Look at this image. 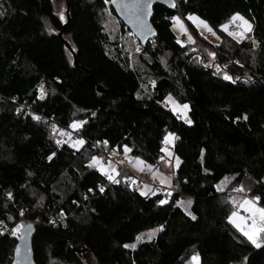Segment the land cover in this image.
Segmentation results:
<instances>
[{
    "label": "trees",
    "instance_id": "obj_1",
    "mask_svg": "<svg viewBox=\"0 0 264 264\" xmlns=\"http://www.w3.org/2000/svg\"><path fill=\"white\" fill-rule=\"evenodd\" d=\"M175 3L154 6L158 36L135 62L123 42L131 31L110 4L125 31L113 39L101 24L104 0H0V264H12L19 234L11 230L21 222L36 224L37 264H85L89 257L95 264H185L192 254L201 264H264V247H253L228 222L234 208L226 194L240 188L264 199V0ZM235 13L253 29L239 43L220 28ZM191 14L217 30L220 43L190 25L197 47L177 43L170 18ZM149 79L156 81L150 95L139 96ZM168 97L189 104L190 125L162 104ZM76 120L87 121L84 146L58 145L52 125ZM169 132L180 165L163 205L162 195L143 196L88 166L101 147L125 145L155 165ZM224 178L229 186L221 191ZM189 199L195 220L176 203ZM158 227L154 239L124 247Z\"/></svg>",
    "mask_w": 264,
    "mask_h": 264
},
{
    "label": "snow or ice",
    "instance_id": "obj_2",
    "mask_svg": "<svg viewBox=\"0 0 264 264\" xmlns=\"http://www.w3.org/2000/svg\"><path fill=\"white\" fill-rule=\"evenodd\" d=\"M106 4L112 3L115 4L118 8H120L122 11L125 12V15L128 16V18L133 22L135 26H137L141 34H144V31L147 30L148 33L152 32V29L148 26L145 17L151 15V8H152V0H131V2H126V0H104ZM169 5L173 8L176 7L175 0H168ZM60 19H64L63 13L60 14ZM188 20L192 21L198 28H202L206 30L208 33H211L213 36L216 35L213 28L209 26V24L205 21L200 19L199 17L195 15H189L187 17ZM171 20L174 22L173 26L178 28V30L187 36V39L189 42H193V37L188 33V29L185 27L184 23L182 22L181 18L179 16H172ZM229 24L235 25L236 31H230L229 30ZM229 24H223L220 26L221 30L226 32L230 37H232L233 40L237 41L239 43L240 41H243L244 39H248L249 34L252 32V24L249 21V19H246L243 15L240 13H235L231 16ZM218 38V37H217ZM177 43H181L180 40H177ZM253 46L255 47V41H253ZM136 51L139 52V47L136 48ZM209 56H212L215 58L216 54L209 52ZM206 67H209L211 65H205ZM217 69L219 70V65H217ZM225 80L232 81L233 77L228 75L226 72L224 73ZM153 85L155 84V81H152ZM40 96L39 99H44L45 90L44 85L41 84L39 87ZM169 101L172 102L173 109L176 111L178 115H180L182 118L185 119V122L187 124H191L192 120L187 118V111L189 109L188 104H178L175 101L172 100L171 97L168 98ZM20 109H17V112H19ZM93 116H95V113H92ZM33 120L39 121L41 117L38 115H32ZM237 120L243 119L247 120V115H244L243 117H237ZM87 121H74L71 127L73 129L79 130L83 127L84 124H86ZM53 130L56 131V126L53 125ZM60 135L64 136L67 135L69 138H71V134L60 132ZM177 137L175 136V133L169 132L164 136L163 143L167 145L173 144L174 140ZM56 143L59 145L61 141L57 140ZM85 143L83 139H77L71 143V147L73 148H79ZM99 143V142H98ZM105 145L107 144V141L103 142ZM125 153L129 152L130 149L127 147V145L124 146ZM162 152H165L166 155L169 157V159L172 158L173 154L168 150L167 147L161 148ZM55 155V153H52L48 159L51 160L52 157ZM137 162L141 165H143L144 161L139 160V158H136ZM161 159H164L161 157ZM176 160V167H179L180 165V158L175 157ZM103 157L100 156H92L89 161V167L95 168L96 170L100 171L102 175H104L110 182L112 183H119V181L116 179V176L119 175V172H117L116 168L109 163L107 166H105L104 163H102ZM126 179H130V177H126ZM161 184L171 186L170 179L167 177H160ZM135 183V181H133ZM145 190H141L140 194L143 196H147L149 191H152V189L148 188V186H145ZM104 187L100 186L99 191L101 193L104 192ZM89 191H92V189H89ZM240 191H243V189H240ZM155 194V193H153ZM8 197L11 198L12 194L9 192L7 193ZM168 195H171L168 193ZM167 202L166 199H159L158 203L163 205ZM178 205L181 207H184L186 213L191 216L193 220L196 219L195 215H193L190 211H188V206L191 205L192 201L189 199L186 203L184 201H176ZM239 209H242L245 215H242L240 211H232L231 214L227 217L228 222L233 226V228L239 233L241 237L244 238L248 243H250L253 247L260 249L264 247V199H262L260 196H253L251 199L245 198L239 205ZM23 214V213H21ZM9 219H12V217H9ZM2 223V222H0ZM30 228V226H28ZM162 227V226H161ZM24 228V225L17 224L15 228L11 230V235L17 236L18 233H21V230ZM157 230H153L152 233L149 234V239H151L152 235H155V232ZM3 233L0 232V235ZM18 238H23V236H19ZM141 239L140 236L136 237V240L139 241ZM125 248H135V244H125ZM20 249L17 248V254L19 255ZM193 264H199V256L193 255L192 256ZM244 261H247V257H244Z\"/></svg>",
    "mask_w": 264,
    "mask_h": 264
},
{
    "label": "rangeland",
    "instance_id": "obj_3",
    "mask_svg": "<svg viewBox=\"0 0 264 264\" xmlns=\"http://www.w3.org/2000/svg\"><path fill=\"white\" fill-rule=\"evenodd\" d=\"M109 4L110 3L106 4V7H103L100 10L99 15H100V19H101V24L103 25L104 29L109 33V35L113 39H116L117 36L120 33H124L125 30L122 29L120 22L111 12ZM65 10H66L65 4L59 3L57 6V12L59 15L61 13H63L64 19H65ZM191 15H195V14H191ZM195 16H197V15H195ZM179 17L181 18L185 27L188 29V33L190 35H192L193 42H189L187 39V36L182 34L178 30V28L173 26L174 22L172 23V30L175 33V35L177 36V39L181 41V44L187 45L190 47V51H193L194 47H197V46L194 45V42L196 41V39H195V36L190 31L189 25L192 26L195 29V31L198 33L199 37L203 38L205 41L212 43V44L220 43L221 38H220L219 34L217 33V30H215L206 20L205 21L209 24V26H211L213 28L214 32L216 33L215 36H213L211 33H208L206 30H204L202 28H198L192 21L188 20L187 17L186 18H182L181 16H179ZM197 17H199V16H197ZM200 19H202V18H200ZM202 20H204V19H202ZM229 30L232 31V29L230 27H229ZM249 37H251L250 34H249ZM123 42L125 43V48L128 51V54L130 55V57L133 59V61H135V62L139 61L140 58H138V57L143 52L142 51L143 47L139 43V41L135 38V36L131 32H127L123 38ZM137 47H139V49H140L139 52L136 51ZM201 50H203V49H201ZM203 51H205V53L207 54L206 50H203ZM212 53H214V52H212ZM213 59H215V58H213ZM213 59H211L209 63H212ZM164 63H166V61H164ZM216 66H217V64H216ZM152 81H155V80L149 79L146 82V84H142V88H141V91L139 92V96H144V94L150 95L151 88H153V86L155 85V84L153 85ZM44 90H45V86H44ZM168 98L162 104L164 106L168 107L170 111H173L176 113V111L173 109L172 102L169 101ZM172 100L175 101L176 103H178L173 98H172ZM178 104H180V103H178ZM185 104H188V103H185ZM189 109H190V106H189ZM189 109L187 111V118H188ZM76 121H82V120H76ZM83 121H86V120H83ZM53 125L56 126V131L53 130ZM53 125L51 127L52 128V136L56 141L57 140L61 141V143L59 145L68 144L71 146V143L73 141H75L77 139H83L80 135L81 128L79 130H76V129H73L71 127V125L69 127H60L57 124H53ZM60 132H65V133L71 134V138H69V136H67V135H64V136L60 135ZM175 143H176V139L174 140L173 144H171V145L166 146L163 143V148L167 147L168 150L173 154V156L171 159H169V157L166 155V153L163 152L162 157L164 159H161L155 165L148 164L141 158H139V160L144 161V163H143V165L139 164L137 162V159H136L137 157L132 156L130 151L125 153L124 147L122 149H120L118 147L110 148L108 146L101 147L98 150L97 154H95V156L103 157L102 163H104L105 166H107L109 163H111L116 168L117 172H119V175L116 176V179L118 181L124 180V181L128 182V184L131 187H134V188L136 187L139 192L141 190L147 191V189H145V186L147 185L148 188L152 189V191H149L147 195H150V196L162 195L164 199H169V197H171L172 193L175 190L174 184H173L174 176H175V169L177 168L175 166V164H176L175 157H177L175 155V152H174ZM84 144L82 146H80L79 148H75V149H77V150L81 149L84 146ZM88 165H89V163H88ZM161 176L169 178L170 182H171V186L161 184V182H160ZM126 177H130V179H126ZM133 181H135V183H133ZM228 186H229V184H228L227 178H224L223 180L220 181V183L217 184V188L220 189L221 191L222 190L224 191L226 188H228ZM153 193H155V194H153ZM168 193H170L171 195H168ZM247 193H248L247 189L240 191V188H230L226 192L227 197L230 199V202L233 203L234 211H240V213L242 215H245V213H243L242 209L238 208V205L245 198L251 199L254 196V195H250ZM181 201H184L186 203L188 200H181ZM182 208L184 209V207H182ZM188 211H190V206H188ZM18 224L25 225L26 223L21 222ZM153 230H157V231L155 232V235H152L151 239H149V234L152 233ZM159 232H160L159 227L153 228L150 230H146V231H144L138 235L141 237V239L139 241L135 240L133 243H130V244H135L137 246L141 242L152 240L158 235ZM193 255H196V254H192L190 256V258L186 261L185 264H193V261H192ZM84 263L85 264H95V261L92 257H89L88 259H86L84 261ZM199 264H201L200 259H199Z\"/></svg>",
    "mask_w": 264,
    "mask_h": 264
},
{
    "label": "water",
    "instance_id": "obj_4",
    "mask_svg": "<svg viewBox=\"0 0 264 264\" xmlns=\"http://www.w3.org/2000/svg\"><path fill=\"white\" fill-rule=\"evenodd\" d=\"M126 2H131V0H126ZM163 5L166 7H171L169 5L168 0H152V8H151V15L146 16L145 20L148 26L152 29L151 33H148L147 30L144 31V34H141L140 29L133 24V22L125 15V12L118 8L115 4L110 3V5L115 10L118 18L120 21L126 25V27L131 31V33L135 36V38L139 41V43L145 47L150 41L154 40L158 36V32L155 29L154 25L152 24V16L154 14V6L155 5ZM67 13L69 11V3L67 2ZM62 33L59 34L61 38ZM65 45L73 54L74 62L77 63L76 54L70 47L68 43L65 42ZM99 91H103L102 88H98ZM30 226V228L28 227ZM36 232V224L35 223H28L24 225V228L19 233V236H23V238H18L17 245L14 250V256L12 260V264H37L34 258V251H33V237ZM18 236V237H19ZM17 248L20 249L19 255L17 254Z\"/></svg>",
    "mask_w": 264,
    "mask_h": 264
},
{
    "label": "built area",
    "instance_id": "obj_5",
    "mask_svg": "<svg viewBox=\"0 0 264 264\" xmlns=\"http://www.w3.org/2000/svg\"><path fill=\"white\" fill-rule=\"evenodd\" d=\"M170 20H171V18H170ZM172 21V20H171ZM227 24H229V22L227 23ZM229 27L232 29V31H236L237 29H236V27H235V25H232V24H229ZM244 213V212H243ZM8 229H6V231H7ZM9 231V230H8Z\"/></svg>",
    "mask_w": 264,
    "mask_h": 264
}]
</instances>
